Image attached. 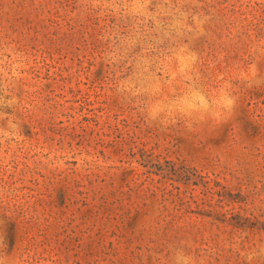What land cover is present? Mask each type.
Listing matches in <instances>:
<instances>
[{
  "label": "rangeland",
  "instance_id": "rangeland-1",
  "mask_svg": "<svg viewBox=\"0 0 264 264\" xmlns=\"http://www.w3.org/2000/svg\"><path fill=\"white\" fill-rule=\"evenodd\" d=\"M0 264H264V0H0Z\"/></svg>",
  "mask_w": 264,
  "mask_h": 264
}]
</instances>
